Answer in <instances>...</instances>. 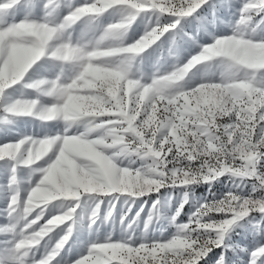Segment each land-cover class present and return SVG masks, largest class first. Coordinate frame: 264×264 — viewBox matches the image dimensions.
<instances>
[{
	"label": "clouds",
	"instance_id": "obj_1",
	"mask_svg": "<svg viewBox=\"0 0 264 264\" xmlns=\"http://www.w3.org/2000/svg\"><path fill=\"white\" fill-rule=\"evenodd\" d=\"M106 2L119 5L114 10L115 19L107 24L97 22L99 10L94 5H85L62 18L55 14V8H48L40 20L26 19L15 25L6 38L0 39V54L7 55L17 41L27 46V66L14 84L42 57H47L53 68L58 69L53 78L39 77L26 85L50 98V103L16 99L11 104L19 114H35L41 120L56 121L60 125L52 135L25 137L13 146L12 158L19 163L28 161L31 166L35 164L32 161H40L41 156L51 153L52 157L46 166L31 169L39 173L34 184L21 189L17 183H12L11 222L6 229L15 231L16 239L29 248L39 245L65 221H71L51 248L45 245L46 250L50 249L46 264L47 258L58 254L68 240L73 224H79L85 214L89 226L96 221L101 196L126 194L124 202L131 209L129 200L133 197L158 192L165 186H183L175 187L174 201L170 193L154 200L143 220L146 230L154 218H161L163 208L164 218L175 226L170 239L153 253L155 264H189L194 249L205 248L219 237L224 238L225 247L234 253L237 249L245 251L247 246L229 243L225 237L228 234L230 239V233L237 229L256 233L260 221L264 220V76L258 77L251 64L253 56L264 55V38H255L252 35L255 29L246 34L244 28L238 27L219 44L220 50L215 54L221 68L219 82L188 87L182 83L185 75L194 65L210 60L208 56L193 57L187 64L174 67L163 75L148 71L146 50L169 28H175L174 23L165 22L170 17L163 14L164 0ZM149 10L155 17L156 26L128 42L133 22L141 13L148 15ZM251 11H254L253 6H246L245 15L238 24L252 21ZM78 21L82 27L74 36L73 26ZM101 69L109 71L113 78L97 80L93 88L92 74ZM4 87L5 84L0 83V91ZM79 88L87 89L99 103L73 111L67 105L66 97ZM202 92L215 98L214 114L226 119L223 122L203 120L201 123L200 114L185 107V112L195 116V129L190 130L185 127L183 117L177 116L175 105L180 99ZM159 101H166L161 103L163 112L157 110ZM113 109L117 110L115 114ZM177 119H181V123L177 124ZM66 141L88 145L103 163L73 157L77 160L79 179L68 178L53 185L45 180L47 169L61 159L60 152ZM37 145H50L51 150H45L44 154L37 151ZM221 178H226L227 192L219 196L213 194L210 198L195 195L196 186L207 183L211 188L212 183ZM245 185H251L247 192ZM234 189L239 190L238 195L233 194ZM38 191L43 195L36 196ZM83 194L89 195L81 201ZM116 198L113 195L109 200L104 221L113 216ZM170 201L173 207H169ZM185 204L194 208L191 211L194 227L190 226L193 224L191 219L187 224L177 222ZM46 211L55 214L40 223ZM222 212L230 215L214 225V214ZM128 215L122 207L120 221L123 223ZM138 217L139 211L122 232L126 233L134 224L139 226ZM140 235L143 239L145 232L142 230ZM253 238L255 240V236ZM255 243L257 246L250 252L247 264H257L264 254V244ZM93 251V264H96V258L105 249ZM116 252L121 257L129 256L126 247ZM135 260L136 257H132V264ZM225 264H228L227 260ZM260 264H264V260Z\"/></svg>",
	"mask_w": 264,
	"mask_h": 264
},
{
	"label": "rangeland",
	"instance_id": "obj_2",
	"mask_svg": "<svg viewBox=\"0 0 264 264\" xmlns=\"http://www.w3.org/2000/svg\"><path fill=\"white\" fill-rule=\"evenodd\" d=\"M87 2H90V0H58V6L54 11L55 14L62 18L70 9ZM245 2L246 0H207L204 5L197 8L188 16L176 18L175 28H170L167 32L160 35L159 39L146 50V53L149 54V74L156 72L158 75H163L172 71L174 67L183 66L193 56L198 55L203 47L214 43L215 38H224L233 35L238 27L244 28L246 34L252 32V29H255L252 35L257 39L264 38V9L257 8L251 11L249 14L252 17V21H248L246 24H238V21L245 15L242 12V7ZM44 3L45 0H20L18 6L8 10L7 20L12 21L14 19L15 21H19L27 18L38 21L44 12L49 10L43 7ZM118 7L114 5L102 14H99L97 22L103 25L113 21L115 19L114 10ZM165 16L167 15L165 14ZM172 21L173 18L170 17L165 22L170 23ZM155 26V17L151 15L150 10L148 15L141 13L129 30L128 42L134 41L146 29L150 30L151 27ZM81 27L79 21L73 26L75 30L74 36L80 31ZM3 38L6 37L4 33L0 32V39ZM219 50V45L211 48L207 54L210 60L201 61L189 69L182 83H185L188 87H194L199 83L219 82L221 68L217 63L218 58H214ZM26 51L27 46L19 41L10 47L7 64L0 65V83L8 85L16 80L15 77L19 69L28 63ZM251 64L252 71L258 77L264 76V69H262L264 68V55L256 54L253 56L251 58ZM57 71L58 69L53 68L47 57H42L40 61L25 73V76L20 81L10 85L4 94L0 95V145L15 143L25 137L42 138L45 135L54 134L60 128V125L56 121L41 120L35 114H15L5 111V107L16 99H36L38 104L50 103V98L40 95L35 89L28 88L26 85L31 80L39 77L53 78ZM65 75H70V73H65ZM111 78L113 77L109 71L103 69L95 71L92 74L91 87H95L97 80L106 81ZM66 103L73 111H80L90 104L99 103V101L87 89L79 88L69 93L66 97ZM156 107L158 112H163L161 104H157ZM185 107L199 113L202 117L201 123L203 120L223 122L226 119L214 114L216 111L215 98L209 96L206 92H202L197 96H188L187 98L178 100L175 109L178 110L177 116L183 117L186 121L185 127L190 130L195 129V124L193 123L195 116L192 115V112H185ZM116 112L117 110L113 109V113L115 114ZM176 123H181V119H177ZM36 149L46 154L45 150L50 151L51 147L50 145H37ZM10 151L12 153L13 148ZM16 151L18 152V149ZM173 151H175V145H173ZM60 155L61 159L59 163L56 167L48 171L45 178L46 182L53 185H57L61 180L68 178L79 179L76 173L78 166L77 160L73 157L91 158L97 163H103L100 157L88 145L81 142L66 141L61 149ZM51 157V153L45 157L41 156L42 159L40 161L33 160L32 162L35 164L31 166L30 164L22 165L11 157L0 159V227L7 226L11 222V217L8 215L7 209L10 189L12 187L9 184V176L13 165H16L17 168V186L23 189L30 184H34L39 177V173L32 172L31 169L46 166L50 162ZM225 179L221 178L219 182H213L211 188L208 187L207 183L196 186L194 189L195 195L197 197L207 195L210 198L213 194L219 196L227 192L228 188L224 183ZM175 187L183 186H165L158 192L147 193L142 197H133L129 200L131 209L124 202L126 194H108L101 196L102 202L96 221L89 226V220L87 214H85L79 224H73V231L69 240L54 258L52 264H72L78 256L87 253L88 248L93 242H105L106 238L111 242H127L130 246L138 245L141 242L150 243L154 240L165 241L169 239L175 231V226L164 218L163 208L161 209V218H154L146 230L143 228V220L146 219L148 209L152 206L154 200L163 198L165 194L170 193L174 201ZM250 187L251 185H245L244 191H249ZM23 195L24 193L21 191V196ZM35 195L41 196L43 192L38 191ZM88 195L83 194L80 198L81 201ZM113 195L117 196L113 216L109 217L107 221H104L105 211ZM142 205L143 207H141ZM173 206L174 204L170 201L169 207ZM122 207L129 212V215L125 217L123 223L120 221ZM193 210L194 208L191 204H185L181 210V215L177 218V222H186L188 215ZM76 211L79 213L80 208L78 207ZM137 211L140 212V217L137 218L140 221L139 226L134 224L132 228H128L126 233H123L122 229L127 228L128 221ZM53 214H55L54 211H46L40 223H43L44 220ZM217 218H219L218 214ZM256 218L259 219V216L257 215ZM67 225L68 222H65L58 226L39 245L29 247L28 258L30 259L34 255L35 258L39 259L45 251V245L47 244L48 248H51L59 237L64 234ZM142 230L145 232L143 239L140 235ZM129 236L131 239H128ZM254 236L255 240L253 238ZM14 239H16L15 231L0 232V264H16V261L11 257L9 252ZM225 240L229 243L247 246L245 251L237 249L235 253L227 249L225 255L228 264H231L233 261H235V264H247L250 258V252L254 251L257 246L255 241H260L261 244H264V220L260 221L256 233L250 234L248 231L237 229L235 232L230 233V239H228V234H226ZM220 252L221 248H212L199 261V264H214ZM110 255H112V251L105 250L102 255L96 258L97 264H104V257ZM261 260H264V254L258 258L257 264H260Z\"/></svg>",
	"mask_w": 264,
	"mask_h": 264
},
{
	"label": "snow or ice",
	"instance_id": "obj_3",
	"mask_svg": "<svg viewBox=\"0 0 264 264\" xmlns=\"http://www.w3.org/2000/svg\"><path fill=\"white\" fill-rule=\"evenodd\" d=\"M206 2L207 0H164L163 14L164 15L166 14L167 16L173 18V21L170 23H174L176 26V23H175L176 18L188 16L189 14L193 13L197 8L204 5ZM19 4H20V0H0V32L4 33L5 37H7L8 33L12 31L15 25L20 24L22 21L26 22L27 18H24L19 21H15L14 19L12 21L7 20L8 10L13 9ZM85 5H94L95 8L99 10V14H102L103 12H105V10L113 7L115 4H109L106 2V0H90V2L84 3L83 5L75 6L74 8L70 9L69 12L75 11L78 8H83ZM43 6L46 9L56 8L58 6V0H45V3ZM115 6H119V5H115ZM246 6H253L254 10L257 8L264 9V0H246V2L244 3L242 7V12L244 13H245ZM226 38L227 37L215 38L214 43L203 47L202 51L198 55H195L193 57H197L201 59L207 57L209 50L219 45ZM8 56H9V51L7 55L0 54V65L7 64ZM193 57L189 61H191ZM26 66L27 65H24L19 69L15 77L16 80H19L20 76L23 75L24 68ZM12 84L14 83L5 85L3 90L0 91V95H3L5 90ZM161 103H164V102L163 101L158 102V104H161ZM5 111L7 113L19 114L15 111L14 104L7 105L5 107ZM24 139L25 138H22L18 142H15V143H5L4 145H0V159L5 158V157L12 158V153L10 150L13 148L14 145H17L19 142L23 141ZM59 161L60 160H56L53 163H51L47 171H50L52 168L56 167ZM20 164L28 165L29 162L24 161L23 163H20ZM16 171H17L16 165H13L11 169V174L9 176L10 185H12L13 182L17 183ZM233 194L238 195L239 190L234 189ZM11 199L12 197H9V201ZM7 212H8V215L11 212L10 204L8 205ZM180 215H181V212H180ZM214 215H216V219L212 223H214V225H218L221 221L227 219L230 213L228 212L219 213L218 214L219 218H217V214H214ZM189 219L193 221V224L190 226L194 227L195 218L191 216V213L189 214L186 222H183V223L187 224L189 222ZM65 222H68V224L71 223V221H65ZM201 223L203 224L206 222L201 221ZM0 232H10V231L6 229V226H4V227H0ZM69 237L70 235L68 236V240H69ZM163 243H166V240L165 241L154 240L150 243L141 242L138 245L130 246L129 243L127 242H111L108 238H106L105 242H93L88 248L87 253L82 256H78V258L75 261H73L72 264H93V261L95 259V253L93 250L95 248H104L105 250L112 249V255L104 257V264H132V257H136L135 264H155L156 258L153 256V253L155 251H158V246ZM62 247L60 248V250L62 249ZM125 247L128 250L129 256L121 257L118 254V252H116V250L125 248ZM214 247L221 248V252L215 260L216 264H225V261H226L225 252L228 248L225 247V241L223 237H219L211 241L209 245L205 248L194 249L192 253V257L190 258L189 264H199V261L203 259L207 255V253L210 252L211 249ZM48 251H50V249H47V250L45 249V251L41 254V257L39 259L35 258L34 255L29 259L28 258L29 248H26L23 241L20 239H14L12 241V246L9 249L10 255L16 261V264H45ZM58 254L47 258L46 264H52V261Z\"/></svg>",
	"mask_w": 264,
	"mask_h": 264
}]
</instances>
